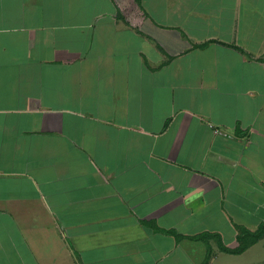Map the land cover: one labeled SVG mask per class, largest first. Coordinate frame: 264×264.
Returning <instances> with one entry per match:
<instances>
[{
    "label": "crops",
    "instance_id": "crops-1",
    "mask_svg": "<svg viewBox=\"0 0 264 264\" xmlns=\"http://www.w3.org/2000/svg\"><path fill=\"white\" fill-rule=\"evenodd\" d=\"M260 223L264 0H0V264H228Z\"/></svg>",
    "mask_w": 264,
    "mask_h": 264
},
{
    "label": "trees",
    "instance_id": "trees-1",
    "mask_svg": "<svg viewBox=\"0 0 264 264\" xmlns=\"http://www.w3.org/2000/svg\"><path fill=\"white\" fill-rule=\"evenodd\" d=\"M213 236L215 235L210 233H202L197 235L196 237L202 239L204 242L208 244V238ZM262 236H264V223H260L255 230H249L245 227H240L237 234L238 244L235 248H227L226 246H224L220 241L218 235H217V240L222 250L232 253H239L245 250L249 245L255 243ZM209 254H210V247L208 245L207 255Z\"/></svg>",
    "mask_w": 264,
    "mask_h": 264
},
{
    "label": "rangeland",
    "instance_id": "rangeland-1",
    "mask_svg": "<svg viewBox=\"0 0 264 264\" xmlns=\"http://www.w3.org/2000/svg\"><path fill=\"white\" fill-rule=\"evenodd\" d=\"M255 243L256 245H254V247H251L245 251L244 257L241 258L242 261L232 259V260H229L227 263L228 264H241L242 262H245V264H253V262L252 263L250 262L253 260L257 262L256 264H264V236L260 237ZM209 258H210V255H207L206 258H204V261H206L204 264H211V262L209 263V260H210Z\"/></svg>",
    "mask_w": 264,
    "mask_h": 264
},
{
    "label": "clouds",
    "instance_id": "clouds-1",
    "mask_svg": "<svg viewBox=\"0 0 264 264\" xmlns=\"http://www.w3.org/2000/svg\"><path fill=\"white\" fill-rule=\"evenodd\" d=\"M185 203L187 204V203H190L189 201H185Z\"/></svg>",
    "mask_w": 264,
    "mask_h": 264
}]
</instances>
